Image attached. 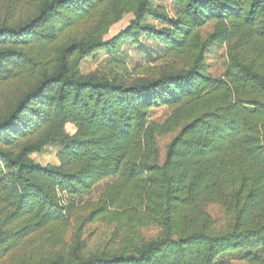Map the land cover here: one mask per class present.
Returning a JSON list of instances; mask_svg holds the SVG:
<instances>
[{"label":"trees","instance_id":"1","mask_svg":"<svg viewBox=\"0 0 264 264\" xmlns=\"http://www.w3.org/2000/svg\"><path fill=\"white\" fill-rule=\"evenodd\" d=\"M0 11V264H264V0H0ZM140 36L162 53L82 73ZM214 47L226 49L221 78ZM49 147L59 162L35 161ZM89 221L111 227L91 255Z\"/></svg>","mask_w":264,"mask_h":264},{"label":"rangeland","instance_id":"2","mask_svg":"<svg viewBox=\"0 0 264 264\" xmlns=\"http://www.w3.org/2000/svg\"><path fill=\"white\" fill-rule=\"evenodd\" d=\"M158 2V0H156ZM164 7L168 10V12L173 13V7L170 2H164ZM3 13V11H0ZM133 19L132 15L126 16L120 23L116 24L111 28L109 35L106 37V40H111L115 36L119 35L123 30H125L129 25L131 20ZM212 27H207L203 31V36H206L209 32H211ZM120 49L119 50H112L109 48L101 49L97 51L94 55L84 60L81 64V71L84 75H90L95 73L98 69L103 68L106 64L111 61L112 58L118 60H125L128 65L132 68L134 66H138L140 64L147 62V56L151 55L152 57H158V54H161L163 51V47L161 44L154 41L152 38L148 36H140L138 38V42L135 43L133 41H125L120 42ZM148 53V54H146ZM207 61L209 66V72L216 78H221L225 71H226V49L225 48H217L214 47L207 55ZM167 116V110H154L151 114V119L161 122ZM68 132L74 133L75 129L72 126L67 127ZM172 137H166L160 139L158 141V148L161 155V162H164L166 150L171 142ZM35 161L39 162L40 164L47 165V164H55L58 163V149L55 147H49L47 151L43 154L34 155L33 157ZM107 182H110L107 181ZM102 183L96 190L93 196V200L96 201L100 193L102 192L104 186L107 184ZM88 199H84L87 201ZM81 206V205H80ZM209 213L211 216L216 220L218 225L219 231H224L227 229L229 225V220L225 216L224 211L219 206H210L208 208ZM82 214L79 218H75L74 222L72 223V228L70 232L71 235L76 232V226H79L81 223L80 218L83 219L87 217L88 212L84 211L81 212ZM111 234V227L107 226L106 224H94L89 221L83 229V240L85 241V251L84 253L87 255L94 254L97 249L104 244L107 239L110 237ZM143 235L146 240H153L158 238L160 235V230L158 229H149L143 232ZM71 239V238H70ZM235 257H227L224 258L226 260H233ZM236 263V261H235Z\"/></svg>","mask_w":264,"mask_h":264}]
</instances>
